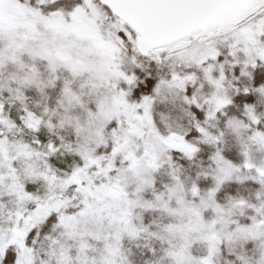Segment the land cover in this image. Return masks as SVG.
<instances>
[{
    "label": "snow or ice",
    "instance_id": "1",
    "mask_svg": "<svg viewBox=\"0 0 264 264\" xmlns=\"http://www.w3.org/2000/svg\"><path fill=\"white\" fill-rule=\"evenodd\" d=\"M261 105L264 0H0V264H264Z\"/></svg>",
    "mask_w": 264,
    "mask_h": 264
},
{
    "label": "trees",
    "instance_id": "2",
    "mask_svg": "<svg viewBox=\"0 0 264 264\" xmlns=\"http://www.w3.org/2000/svg\"><path fill=\"white\" fill-rule=\"evenodd\" d=\"M262 110H264V105H261ZM235 114H239L236 112ZM238 150L237 142L235 138L229 137V142L226 145V151L227 152H232L229 155V158L233 160L234 163H241L242 162V157L239 155L238 152H234ZM206 160V155L203 157ZM257 162H260L261 160H264V155H257L256 156ZM259 185L255 184L251 181L245 183L244 185L240 184H233L230 186L228 195H233V194H239L242 196H245L249 198L253 203H255V193L259 190ZM157 222H159V217L155 218ZM166 222V221H165ZM132 252L134 253L132 259L136 262V264H142V258H143V253L141 250L135 248L132 246ZM196 253L199 255L201 254V250L197 249ZM231 257L228 255H225L221 258L220 264H225L226 261L230 260Z\"/></svg>",
    "mask_w": 264,
    "mask_h": 264
},
{
    "label": "water",
    "instance_id": "3",
    "mask_svg": "<svg viewBox=\"0 0 264 264\" xmlns=\"http://www.w3.org/2000/svg\"><path fill=\"white\" fill-rule=\"evenodd\" d=\"M239 10H233L230 14L234 15L238 12Z\"/></svg>",
    "mask_w": 264,
    "mask_h": 264
}]
</instances>
